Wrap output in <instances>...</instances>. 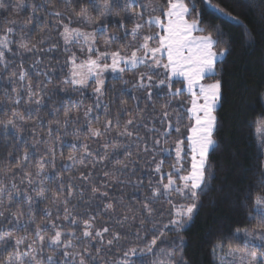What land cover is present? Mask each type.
I'll list each match as a JSON object with an SVG mask.
<instances>
[{
	"label": "snow or ice",
	"instance_id": "obj_1",
	"mask_svg": "<svg viewBox=\"0 0 264 264\" xmlns=\"http://www.w3.org/2000/svg\"><path fill=\"white\" fill-rule=\"evenodd\" d=\"M197 3L0 0V264H191L186 234L225 185L245 226L217 221L212 255L264 264V139L253 169L214 183L234 131L221 25L246 52L264 33Z\"/></svg>",
	"mask_w": 264,
	"mask_h": 264
},
{
	"label": "trees",
	"instance_id": "obj_2",
	"mask_svg": "<svg viewBox=\"0 0 264 264\" xmlns=\"http://www.w3.org/2000/svg\"><path fill=\"white\" fill-rule=\"evenodd\" d=\"M12 2L15 3L17 0H12ZM151 2L155 5H163L166 0H151ZM212 2L236 16L257 37L264 33V0H250L249 4H243L241 0H212ZM197 7L203 9L199 0ZM203 21L205 24L209 22L221 24L219 20L207 14L203 16ZM221 26L228 35L234 38L233 52L228 56L224 69L225 101L221 109V115L226 122V131L227 128L233 126L234 131L227 133V138L231 143V152L219 158L223 162L224 171L218 172V178L214 182L216 185L220 184L225 175H227V182L233 183L244 169H253L257 164L256 143L259 139H264V123L256 122L261 111H264L256 102L257 93L264 91V42L258 43L254 51L246 52L242 46V30L231 24ZM38 35L39 32L36 33V36ZM55 62L53 60V63ZM177 86L180 85L177 84ZM85 103H91V101L88 100ZM129 103L131 104V101ZM43 115L47 119V115ZM68 139L72 138L68 137ZM247 176L248 179L243 182L245 187L255 179L252 171H249ZM225 195L226 185L225 192L218 194L216 208L209 207L205 199V206L200 210L192 230L186 234L189 246L185 250V255L191 264H219V256L227 255V246L222 253H218L216 258L211 252L212 245L217 239L215 232L218 227L217 221L232 217L228 220L230 227L245 226L244 213L231 211L229 203L223 200Z\"/></svg>",
	"mask_w": 264,
	"mask_h": 264
}]
</instances>
